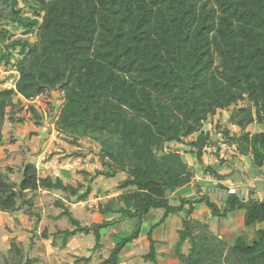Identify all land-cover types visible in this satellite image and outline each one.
I'll use <instances>...</instances> for the list:
<instances>
[{"label":"trees","instance_id":"obj_1","mask_svg":"<svg viewBox=\"0 0 264 264\" xmlns=\"http://www.w3.org/2000/svg\"><path fill=\"white\" fill-rule=\"evenodd\" d=\"M9 26L27 38L13 39ZM32 35L35 41H30ZM0 67H13L18 74L14 88L0 90V146L5 121H19L15 97L31 101L59 90L63 105L55 129L75 142L87 137L99 143L104 170L95 175L127 176L119 184L125 192L99 208L103 217H114L110 221L83 226L58 201L72 229L54 233L52 243L61 237L64 246L70 237L92 234L94 250L101 249L102 230L132 220L131 232L99 262L122 264V252L141 238L144 221L153 210H162L144 236L148 253L143 261L157 264L153 231L170 215L183 213L174 246L179 264H264V228L255 230L250 241L241 232L227 245L222 237L208 235L206 224L192 219L197 206H203L217 218L242 211L244 228L263 224L264 199L257 190H250L245 202L229 195L216 204L200 188L193 198L181 197L175 193L191 184L195 172L184 154L168 150L169 144H184L197 134L186 145L203 175L219 181L233 178L237 168L232 164L204 166L211 137L202 129L218 110L240 104L229 123L241 134L223 129V137L252 168L264 169V131H248L254 123L264 124V0H0ZM29 109L38 125L35 109ZM226 168L228 174H219ZM83 187L40 177L27 163L17 183L0 173V212L25 207V214L39 219L28 193L61 191L70 201L84 202L91 188ZM174 196L178 204L171 205ZM194 226L200 229L196 234ZM42 238H49L46 231ZM186 241L187 256L181 252ZM9 251L14 258L5 257L3 264L37 262L24 258L14 242Z\"/></svg>","mask_w":264,"mask_h":264},{"label":"rangeland","instance_id":"obj_2","mask_svg":"<svg viewBox=\"0 0 264 264\" xmlns=\"http://www.w3.org/2000/svg\"><path fill=\"white\" fill-rule=\"evenodd\" d=\"M19 6L23 8L21 3ZM24 14L30 16L31 11L25 8ZM11 28V26L8 27V29ZM11 33L13 39L27 38L20 30L11 29ZM29 39L35 41L36 37L32 35ZM17 58L19 55L15 53L14 62ZM17 78L18 74L13 67H0V90L14 88ZM17 102L20 104L15 109L14 115L19 121L12 123L6 120L1 130L3 143L0 146V173L6 175L10 182L17 183L24 165L32 163L40 177H59L65 184H70L73 187L82 184L84 187L81 190L89 185L91 194L84 202H74L66 199V194L61 191L39 189L27 194V198H32V211L39 216V219L25 214V207L14 213L0 212V264H3L5 257L14 258V253L9 251L12 242L22 250L24 258H36L35 264H99L101 258H106L109 250L131 232L134 222L125 220L102 230L100 232L101 249L94 250L95 239L92 234H78L70 237L62 246V238L57 237L52 243V236L57 231L72 229V225L66 217L61 216L63 209L57 207L56 203L64 202L67 210L83 226H90L102 219L110 221L114 217L112 215L103 217L99 213V208L109 199L125 192L119 188V184L127 176L118 173L114 178L106 179L95 175L96 171L104 170L99 159V143L87 137L77 139L75 142L71 137L59 133L55 129L54 123L63 105L62 92L59 90L46 91L31 101L15 97L14 103ZM30 106L35 109L36 115L40 118L38 125L33 120ZM239 106L240 104L236 107L231 106L228 110H218L213 117H209L204 122L202 129L203 132H208L211 137V145L202 157L204 166L216 167L220 164L235 166L237 169L233 178L226 180L230 184L235 179V183L242 182L240 177L243 171L245 174L255 175L251 170L249 160L240 157L235 147L229 145L222 134L223 129H228L231 135L239 136L241 134L238 128L229 123L231 113ZM248 131L251 134L264 131V124L254 123L248 127ZM196 137L197 134L185 139L184 144H169L168 150L184 154L195 175L201 176L203 169L197 164L194 155L189 153L190 147L186 145L188 142L194 141ZM227 169L220 170L219 174H222L223 171H227L228 174L229 170ZM262 171L264 172V169ZM262 174L264 175V173ZM206 184L208 183H204L202 186H206ZM256 184L257 190L262 192L264 197V184L260 182ZM207 194L212 196L210 191ZM175 196L170 197L171 205L178 204ZM210 199L216 201L214 197H210ZM200 208L195 209V213L192 215L193 221L206 224L208 235L222 237L227 245H232L241 232L250 241L254 237L255 230L264 228V223L244 228L241 224L242 211L232 213L227 218H217L211 216L209 209ZM162 214V210L152 211V216L147 218L142 225L141 238L122 252V264H151L142 259L148 253V242L144 236L150 226L160 220ZM182 217L183 213L170 215L162 225L153 231L152 237L158 242L156 246L157 264H179L174 246L178 242V232L183 228ZM193 228L195 234L200 230L195 226ZM44 231L49 235L47 240L42 238ZM181 252L185 256L190 254L189 241L184 243Z\"/></svg>","mask_w":264,"mask_h":264},{"label":"crops","instance_id":"obj_3","mask_svg":"<svg viewBox=\"0 0 264 264\" xmlns=\"http://www.w3.org/2000/svg\"><path fill=\"white\" fill-rule=\"evenodd\" d=\"M240 170H241V168H240ZM251 170L253 171V173H255V175L251 176L250 174L243 173L244 171L241 172L242 175L240 174L241 175L240 179L242 180V182H240V183H235L236 182L235 181V182H232L231 184H229V183H227L226 180L225 181H222V183L225 186L231 185V186L239 187V188L245 190L247 193L250 190H252V189L257 190V184H256L257 182H260V183L264 184V175L262 174L264 172L263 171H260V170H256L254 168H252ZM226 172L227 171H225V172L223 171L222 174H226ZM195 176L199 179V181H198V183H197L196 186H194V182H191V184L188 187H185V188L179 190L175 194L180 195L181 197H185V198H193L194 196H196V192H197V189L199 188V184L200 185H204V183H207V177L204 176V175L199 176L197 174ZM257 195L261 199H264V197L262 196V192H260L258 190H257ZM200 207H203V206H197V208L201 209ZM206 210H207V208H206Z\"/></svg>","mask_w":264,"mask_h":264},{"label":"built area","instance_id":"obj_4","mask_svg":"<svg viewBox=\"0 0 264 264\" xmlns=\"http://www.w3.org/2000/svg\"><path fill=\"white\" fill-rule=\"evenodd\" d=\"M198 181L199 179L195 176L192 180V182H194V186L197 185ZM207 183L208 184H206V186H202L199 184L201 193L207 194L210 191L212 193V196L209 194L207 195L211 198H216V201L211 200L216 204H222L223 202H225L229 195H234L243 202L247 200V192L239 187L231 185L225 186L222 181L214 179L213 177H207Z\"/></svg>","mask_w":264,"mask_h":264}]
</instances>
